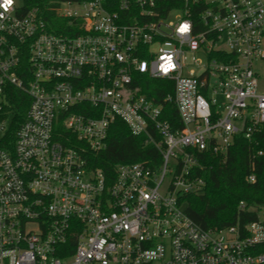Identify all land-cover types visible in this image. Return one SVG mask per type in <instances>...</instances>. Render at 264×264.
I'll list each match as a JSON object with an SVG mask.
<instances>
[{
    "label": "built area",
    "instance_id": "1",
    "mask_svg": "<svg viewBox=\"0 0 264 264\" xmlns=\"http://www.w3.org/2000/svg\"><path fill=\"white\" fill-rule=\"evenodd\" d=\"M44 1L0 7V141L7 98H29L0 147V264H264V203L240 201L257 218L214 229L185 202L205 187L201 159L239 136L258 145L264 0ZM147 80L171 81L162 102ZM116 120L159 161L118 164L108 183L89 154Z\"/></svg>",
    "mask_w": 264,
    "mask_h": 264
},
{
    "label": "trees",
    "instance_id": "2",
    "mask_svg": "<svg viewBox=\"0 0 264 264\" xmlns=\"http://www.w3.org/2000/svg\"><path fill=\"white\" fill-rule=\"evenodd\" d=\"M30 4L46 9L44 0H31ZM147 82L144 91L150 93L151 90L158 102H162L166 84L171 91V81ZM7 102L13 117L11 128L0 141V147L13 148L17 129L26 117L29 98L23 92L14 90ZM167 111V118L179 126L175 106L169 105ZM255 139L258 141L257 146L239 136L226 156L207 155L201 159L199 172L206 182L205 187L201 193L185 196V202L189 216L203 228L221 229L238 222L244 226L257 218V212L253 210L238 209L240 201H246L249 205L264 203V127L255 135ZM258 150H263V154L254 156ZM89 155L91 167L102 170L108 183L114 179L118 164L159 161V153L154 146L146 143L144 137L133 135L121 120H116L110 126L106 147ZM251 172L256 174L255 183H248L245 179Z\"/></svg>",
    "mask_w": 264,
    "mask_h": 264
},
{
    "label": "rangeland",
    "instance_id": "3",
    "mask_svg": "<svg viewBox=\"0 0 264 264\" xmlns=\"http://www.w3.org/2000/svg\"><path fill=\"white\" fill-rule=\"evenodd\" d=\"M261 81L264 82V61L259 62L257 66Z\"/></svg>",
    "mask_w": 264,
    "mask_h": 264
},
{
    "label": "clouds",
    "instance_id": "4",
    "mask_svg": "<svg viewBox=\"0 0 264 264\" xmlns=\"http://www.w3.org/2000/svg\"><path fill=\"white\" fill-rule=\"evenodd\" d=\"M12 3H13V0H2V2H0V7H3L7 11L8 7Z\"/></svg>",
    "mask_w": 264,
    "mask_h": 264
}]
</instances>
